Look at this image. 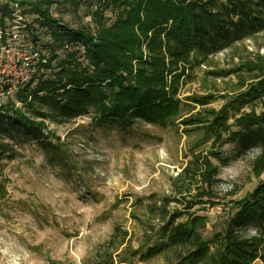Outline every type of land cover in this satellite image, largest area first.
Here are the masks:
<instances>
[{
  "label": "trees",
  "instance_id": "trees-1",
  "mask_svg": "<svg viewBox=\"0 0 264 264\" xmlns=\"http://www.w3.org/2000/svg\"><path fill=\"white\" fill-rule=\"evenodd\" d=\"M5 1L0 4V27L6 26V17H14L16 0ZM18 2L26 23L24 31L42 45L49 59L45 72L18 94L24 110L12 100L0 106L1 196L7 193L3 161L13 150L6 140L63 151L59 140H51L57 137L46 122L63 124L82 116H90L101 127L130 128L140 119L159 126L179 121L184 132L204 128L212 134L213 149L208 155L195 154L183 171L200 175L204 183L212 185L219 171L209 155L228 164L231 158L223 156L221 147L232 144L236 158L258 149L252 172L256 177L264 176V55L239 60L231 69L209 71L223 77L248 72L253 80L249 85L242 83L232 95H220L227 99L220 110L208 107L217 95L193 94L186 99L201 109L181 115L183 100L178 96L196 64L264 32V0ZM55 3L66 10L87 5L92 24L75 27L55 17L50 10ZM258 103L263 106L260 112L243 111ZM231 110L236 113L230 114ZM48 157L54 161L52 155ZM208 194L201 191L198 197ZM200 200L164 215L157 227L151 226L158 240L135 254L149 260L175 250L173 264H264V179L236 201V212L209 238L203 234L207 216L190 211ZM150 213L152 217L155 210L151 208ZM183 216L185 221L178 220ZM250 226L255 234L242 235Z\"/></svg>",
  "mask_w": 264,
  "mask_h": 264
},
{
  "label": "rangeland",
  "instance_id": "rangeland-1",
  "mask_svg": "<svg viewBox=\"0 0 264 264\" xmlns=\"http://www.w3.org/2000/svg\"><path fill=\"white\" fill-rule=\"evenodd\" d=\"M5 2L0 0L1 5ZM73 8L66 10L55 3L50 10L75 27L92 24L87 5ZM9 19L5 18V24ZM258 54L264 55V32L196 64L178 95L183 100L181 115L201 109L186 99L193 94L217 95L208 107L220 110L227 103L220 95H232L242 83L249 85L253 80L248 72L223 77L209 71L231 69L239 60ZM251 109L260 112L263 106L258 103L243 111ZM233 121L231 117L229 122ZM46 123L57 137L51 140H59L63 151L6 140L13 150L2 167L7 193L0 195V264H121L123 260L126 264H173L175 250L149 260L135 254L158 240L151 226L157 227L175 209H185L189 201L201 199L190 211L207 216L203 234L209 238L236 212V201L264 179L252 172L259 150L236 158L232 144L221 147L223 156L231 158L228 164L209 155L219 171L212 185L200 175L183 171L195 154L206 155L213 149V137L204 128L184 132L179 121L159 126L138 119L130 128L101 127L90 116H82L63 124ZM201 191L210 194L198 197ZM151 208L155 210L152 217ZM241 234L254 235V226Z\"/></svg>",
  "mask_w": 264,
  "mask_h": 264
},
{
  "label": "built area",
  "instance_id": "built-area-1",
  "mask_svg": "<svg viewBox=\"0 0 264 264\" xmlns=\"http://www.w3.org/2000/svg\"><path fill=\"white\" fill-rule=\"evenodd\" d=\"M18 0L13 4V18L0 27V106L12 100L22 108L18 94L26 84L45 72L48 53L26 34L25 19Z\"/></svg>",
  "mask_w": 264,
  "mask_h": 264
}]
</instances>
